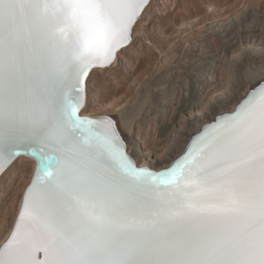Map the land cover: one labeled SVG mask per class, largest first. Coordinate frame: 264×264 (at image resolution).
I'll use <instances>...</instances> for the list:
<instances>
[{
  "label": "bare ground",
  "instance_id": "bare-ground-1",
  "mask_svg": "<svg viewBox=\"0 0 264 264\" xmlns=\"http://www.w3.org/2000/svg\"><path fill=\"white\" fill-rule=\"evenodd\" d=\"M150 1L0 0V182L19 163L31 166L0 264H37L36 249L41 264H264V85L250 92L264 67L241 106L205 128L164 176L148 169L166 168L248 92L195 121L182 148L150 165L109 113L84 114L88 80L132 45ZM133 122L120 116L124 130ZM30 150L43 164L56 155L50 179Z\"/></svg>",
  "mask_w": 264,
  "mask_h": 264
},
{
  "label": "rangeland",
  "instance_id": "rangeland-1",
  "mask_svg": "<svg viewBox=\"0 0 264 264\" xmlns=\"http://www.w3.org/2000/svg\"><path fill=\"white\" fill-rule=\"evenodd\" d=\"M146 8L132 45L88 80L83 111L109 113L139 163L150 165L182 148L195 121L232 109L251 88L252 75L264 67V0H151ZM125 113L134 116L128 130L120 125ZM29 165L19 163L0 182V243Z\"/></svg>",
  "mask_w": 264,
  "mask_h": 264
},
{
  "label": "water",
  "instance_id": "water-1",
  "mask_svg": "<svg viewBox=\"0 0 264 264\" xmlns=\"http://www.w3.org/2000/svg\"><path fill=\"white\" fill-rule=\"evenodd\" d=\"M146 4H147V3H146ZM146 4H145L144 6H146ZM143 8H144V7H143ZM120 48H121V47H120ZM120 48H119V49H120ZM263 85H264V81L261 82L259 85H257L254 89L250 90V92H251V91L254 92V91L258 90V89H259L260 87H262ZM250 92H248V94H247L242 100H240V101L235 105V107H234L231 111H229V112H227V113H223V114H221V115H217L212 121H210L209 123L203 125V126L200 128L199 131H197L194 135L191 136V138L187 141V143H186L185 147L183 148V150L181 151V153H180V154H179L174 160H172L171 162H169V164H168V166H167L166 168L158 169V170H156V172H153V174H154V175H156V174L160 175V174H161L162 176H164L166 173H168V171L171 169L172 165H174L176 162H178V161H179V160L185 155V153H186L188 147H189L190 144L192 143V140H194L195 138L199 137V136L202 134V132H203V130H204L205 128H208V127H211V126L216 125L218 119H221V118L228 117V116L232 115V114H233V113H234V112H235V111L241 106V104H242V103L248 98ZM80 118H81V117H79L78 114H74L73 119H74L75 122H76V121L79 122ZM221 127H222V126H220L219 128H213V130H211L210 133H211L212 135H215L214 133H216V131H218L219 129H221ZM24 153H25V152H24L23 149H15V150H13V154H14V156H20V155H21V156H25ZM29 155H30V156L34 155V156H35L34 158L38 159V161L40 162V165H38L37 169L40 170L41 174L43 175V177H44L45 179H47V180L50 179V178L52 177V174H53V168H55L56 163H57V160H58V158L56 157V155H52V156H50V157L45 161L44 164H43V161H44V160L42 159V157L39 156V155H37V154H35V153H34V150H30V151H29ZM30 158H31V157H30ZM136 169H137V168H136ZM29 185H30V184H29ZM29 185H28V187H29ZM17 219H18V217H17ZM17 219H16V221H17ZM16 221H15V223H16ZM15 223H14V226H13V230H14V227H15ZM13 230H12V232H11L9 238L7 239V241L10 239V237H11V235H12V233H13ZM47 240H48L52 245L58 243V242L56 241V239L54 238V236L52 235L50 229L47 230ZM7 241H5L4 244L7 243ZM4 244H3V245H4ZM3 245L0 246V251H1L2 247H3ZM58 245H59V244H58ZM61 247H62V246L59 245V246L56 248V250L59 249V248H61ZM56 253L58 254L59 258H61L62 260H66V261L69 262L70 258L65 257V255H64V253H63V250L60 249V250H58ZM32 256H34V258H36V263H37V264H41L42 262H44V258L42 257L41 250H37V249H36V251L34 252V255L32 254ZM61 262H62V261H61ZM34 263H35V262H34ZM65 264H69V263L65 262Z\"/></svg>",
  "mask_w": 264,
  "mask_h": 264
}]
</instances>
